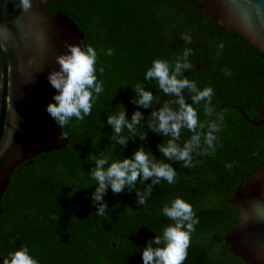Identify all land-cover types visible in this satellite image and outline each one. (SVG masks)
Masks as SVG:
<instances>
[{
	"label": "water",
	"instance_id": "1",
	"mask_svg": "<svg viewBox=\"0 0 264 264\" xmlns=\"http://www.w3.org/2000/svg\"><path fill=\"white\" fill-rule=\"evenodd\" d=\"M31 3L25 12L19 0H0V264L22 245L38 264H143L146 242L174 223L161 210L177 196L199 221L184 264H264V0ZM65 42L96 50L104 92L90 115L62 129L46 111L56 91L47 76ZM186 48L194 67L184 77L211 87L212 106L224 116L215 153H194L189 168L161 155L157 145L169 137L148 128L151 108L131 103L137 83L159 103L173 99L144 76L153 59L173 63ZM118 104L129 120L137 109L144 113L137 134L146 140L129 139L126 147L112 140L107 116L121 111ZM194 107L206 121L203 105ZM62 132L67 137L59 139ZM191 135L182 129L179 143ZM141 144L173 164L176 183L161 180L142 206L136 191L151 180L117 195L109 187L105 216H98L93 157L130 158Z\"/></svg>",
	"mask_w": 264,
	"mask_h": 264
},
{
	"label": "clouds",
	"instance_id": "2",
	"mask_svg": "<svg viewBox=\"0 0 264 264\" xmlns=\"http://www.w3.org/2000/svg\"><path fill=\"white\" fill-rule=\"evenodd\" d=\"M22 11H28L32 7L31 0H19ZM186 43H191L188 33L182 35ZM223 50L224 44L217 45ZM65 51L56 56L57 69H52L47 76L51 86L56 90L53 96L54 102H49L46 111L62 129L69 124L72 118L83 121L91 114L95 99L104 92L103 81L97 79L96 63L97 52L91 45L81 46V43L65 42ZM113 49L109 48L106 55H112ZM192 54L190 48H186L182 56L177 57L173 63L163 59H153L151 66L146 70L144 79L155 80L160 91L168 97H174L159 103L153 93L146 90L143 83L135 84V93L131 103L140 108H151V119L147 122L148 128L163 137H169L166 143L157 145L159 152L167 161L181 163L182 167L192 166L193 154L211 155L215 153L217 134L224 124L223 113H217L212 106L214 95L211 87L202 90L195 81L184 77L185 70L193 69V64L188 61ZM219 54V52H218ZM104 73V68L99 69ZM226 75L230 71L224 70ZM190 99V103H189ZM154 100L160 105L154 107ZM203 105L204 114L208 118L201 122L198 110L194 105ZM121 111L107 116V124L111 125L115 143L126 147L129 139L139 137L141 141L147 139L146 133L137 134V126L141 125L144 113L140 110L133 111L131 119L126 115V109L118 104ZM215 117V118H213ZM127 129L128 135H123ZM182 129L192 133L190 138L182 144L179 143ZM62 132L59 139L66 138ZM206 145V147H202ZM94 167L90 169L91 177L95 181V190L91 201L97 205L96 214L105 216L107 203L104 200L109 187L114 195L122 193L125 189L132 190L137 182L145 184L144 192L136 191L137 204L147 203L154 186L161 180L169 184L176 183L177 172L173 164L158 160L151 151H146L141 144L129 157L112 160L109 156H94ZM231 169L232 165H226ZM162 213L174 223L167 225L162 235H156L146 242L142 250L143 264H184L187 259L188 248L191 242V233L195 231V225L199 223L190 203L177 196L170 204L162 207ZM3 264H38V261L29 253L27 245H22L9 251L3 257Z\"/></svg>",
	"mask_w": 264,
	"mask_h": 264
}]
</instances>
